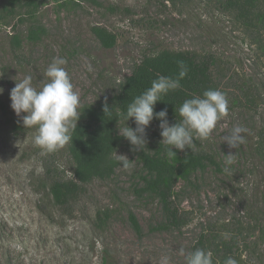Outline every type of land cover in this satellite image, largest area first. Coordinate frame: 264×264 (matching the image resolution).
<instances>
[{"label":"rangeland","instance_id":"374dc122","mask_svg":"<svg viewBox=\"0 0 264 264\" xmlns=\"http://www.w3.org/2000/svg\"><path fill=\"white\" fill-rule=\"evenodd\" d=\"M40 3L38 20L46 29L36 43L28 39L29 25L19 17L8 16L9 26L0 21V264H185L180 250L190 252L209 228L227 234V241L239 236V248L233 249L238 264H264V243L254 251V235L246 231L255 222L264 224V165L251 150L264 127V101L256 115L231 111L208 139L197 138L216 156L220 171L209 167L197 177L196 189L188 188L183 209L193 213V221L183 234L151 232L161 219V207L157 199L139 192L145 171L139 149L131 143L117 151L119 166L110 179H95L70 205L60 207L42 187L49 152L33 142L36 129L19 134L8 119L17 115L10 99L16 82L31 75L33 86L41 88L54 57L67 60L65 67L80 97L78 114L87 104L109 99L144 54L162 50L213 53L228 60L232 71L256 74L263 81L264 67L255 65L233 13L216 0ZM96 26L116 36L114 48L101 45L92 31ZM16 35L20 48L12 40ZM125 126L119 125V136ZM149 126V133L162 142L161 128ZM234 126L247 130L242 134L245 143L237 149L224 141ZM54 152L50 160L61 177L75 178L67 146ZM228 154H236L231 165L226 164ZM117 155L127 157L132 166L123 168ZM98 212H108L107 220L100 223ZM129 212L137 215L143 238L133 230Z\"/></svg>","mask_w":264,"mask_h":264},{"label":"trees","instance_id":"16d2710c","mask_svg":"<svg viewBox=\"0 0 264 264\" xmlns=\"http://www.w3.org/2000/svg\"><path fill=\"white\" fill-rule=\"evenodd\" d=\"M216 1L233 13L235 22L245 33L247 47L255 65L264 67V0ZM40 7V0H0V21L9 26L6 21L8 16L19 17L20 23L29 25L28 39L36 43L46 29L38 20ZM92 31L104 48L115 47L117 38L106 28L96 26ZM12 40L14 46L21 47L19 36H14ZM179 61L187 66V76L180 81L181 87L164 95L154 109L159 112L167 108L170 126L180 121L178 109L182 102L194 95H202L207 89H219L226 93L229 112L248 111L253 116L259 112V104L264 101V80L258 79L256 74L243 76L234 72L229 68L228 60L225 61L213 53L201 55L191 51L171 50L146 53L109 99L82 107L76 129L71 133L72 141L66 144L74 165L75 178L66 180L53 167L50 159L55 152H49L44 158L42 173L47 182L42 187L56 205L67 207L84 190L85 185L95 179H110L115 174L119 166L116 153L125 143H130L125 137L119 136L118 127L121 123H126L128 127L136 128L134 118L125 122L121 114L126 112L127 105L148 89L159 75L177 78L180 71ZM105 106L109 108L106 113ZM8 119L17 133L28 131L22 117L10 114ZM160 123L155 117L151 122L158 126ZM150 129V126L146 129L145 147L136 150L145 171L139 192L157 199L161 207V219L151 227V232L183 234L193 221V213L183 209V203L189 197L188 188L195 190L197 177L203 175L209 167L220 171V165L216 156L206 151L198 139L191 148L186 147L183 151L174 149L176 156L169 157L168 146L151 135ZM251 150L254 157L264 165V127L257 132V140ZM96 218L101 223L107 220L108 212H98ZM128 219L138 237L143 238V228L137 215L129 212ZM263 226V223L259 226L255 222L254 227L246 230L251 236L254 235V251L264 243ZM226 235L209 228L208 232L200 234L191 251L195 248L210 250L214 264H224L227 257L235 258L233 249L239 248V236L237 238L231 235L227 241Z\"/></svg>","mask_w":264,"mask_h":264},{"label":"clouds","instance_id":"9594fccd","mask_svg":"<svg viewBox=\"0 0 264 264\" xmlns=\"http://www.w3.org/2000/svg\"><path fill=\"white\" fill-rule=\"evenodd\" d=\"M178 63L180 71L177 78L159 75L148 89L127 105L126 112L121 114L125 122L134 118L136 128L125 126L120 130V134L137 149L142 150V147H145L146 129L154 117L161 121V143L168 146L167 155L174 157V149L183 151L186 147L191 148L197 138L208 139L217 122L229 113V99L226 93L219 89H207L202 95L185 99L178 109L180 121L171 126L167 120V108L155 112L156 103L162 101L161 98L170 91L179 89L180 81L188 74L185 63ZM66 65L65 58L54 57L45 72L47 82L41 88L34 87L31 75H26L16 82L10 92L12 109L17 115L26 113L23 117L24 126L36 129L33 142L47 152H54L72 141L71 133L76 129L80 116L77 111L80 107V97L74 89ZM2 93L3 88H0V94ZM104 111L106 113L109 108L105 106ZM246 131L241 126H234L230 134L224 137V141L230 148L237 149L245 143V136L242 134ZM235 155H226V164L234 163ZM117 156L121 157L120 164L123 168L132 166L127 157ZM224 171L227 172L228 168ZM180 253L185 258V264H214L213 253L204 248H195L187 253L181 249ZM224 264H238V261L229 256Z\"/></svg>","mask_w":264,"mask_h":264}]
</instances>
